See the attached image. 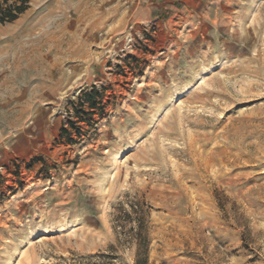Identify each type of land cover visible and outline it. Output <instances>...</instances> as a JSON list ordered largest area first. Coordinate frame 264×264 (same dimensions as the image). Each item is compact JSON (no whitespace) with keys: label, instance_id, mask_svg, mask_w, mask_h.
Instances as JSON below:
<instances>
[{"label":"rangeland","instance_id":"rangeland-1","mask_svg":"<svg viewBox=\"0 0 264 264\" xmlns=\"http://www.w3.org/2000/svg\"><path fill=\"white\" fill-rule=\"evenodd\" d=\"M150 1L97 35L88 72L34 23L81 7L27 0L0 23V264H134L136 220L148 264H264V0Z\"/></svg>","mask_w":264,"mask_h":264},{"label":"crops","instance_id":"crops-1","mask_svg":"<svg viewBox=\"0 0 264 264\" xmlns=\"http://www.w3.org/2000/svg\"><path fill=\"white\" fill-rule=\"evenodd\" d=\"M74 6H79L80 13L73 10L72 17L67 21H57L50 17L49 20L43 17L37 18L34 23L42 26L41 31H46L53 25H60L61 33L58 40L67 45L65 51H70L71 61L78 63L73 66L74 72L84 70L85 72L93 67L95 62L91 48L94 53H101L106 39L99 38L97 35L106 30L107 35L121 32L129 19H145L147 17L148 5L152 4L149 0H66ZM45 0H34V4H40ZM68 5V4H67ZM96 6L97 8H93ZM44 27V28H43ZM65 32H71L69 38ZM72 42V44H70ZM72 45V47H71ZM78 70V71H77ZM76 75V73H75Z\"/></svg>","mask_w":264,"mask_h":264},{"label":"trees","instance_id":"trees-1","mask_svg":"<svg viewBox=\"0 0 264 264\" xmlns=\"http://www.w3.org/2000/svg\"><path fill=\"white\" fill-rule=\"evenodd\" d=\"M7 1V0H4ZM27 0H16L6 7L0 8V23L11 22L15 20L18 14L24 12L27 9ZM101 93L96 86L92 85L88 89H81L76 97V102L71 101L74 114L64 125L60 127L59 137L65 138L67 142H72L71 131L74 130L77 135H80L79 122H88L90 115H93L96 108L100 105ZM129 213H126L128 215ZM143 221L136 220V227H130L128 232V238L136 242V254L134 264H148V252H147V240L143 239L142 234ZM144 244V247L142 245ZM109 258L110 255H109Z\"/></svg>","mask_w":264,"mask_h":264},{"label":"built area","instance_id":"built-area-1","mask_svg":"<svg viewBox=\"0 0 264 264\" xmlns=\"http://www.w3.org/2000/svg\"><path fill=\"white\" fill-rule=\"evenodd\" d=\"M124 40H123V44L122 47L120 49V51L123 52H129L133 49L134 45H135V41L132 35V29L131 27H129L127 29V31L125 32L124 36H123Z\"/></svg>","mask_w":264,"mask_h":264},{"label":"bare ground","instance_id":"bare-ground-1","mask_svg":"<svg viewBox=\"0 0 264 264\" xmlns=\"http://www.w3.org/2000/svg\"><path fill=\"white\" fill-rule=\"evenodd\" d=\"M208 162V161H207Z\"/></svg>","mask_w":264,"mask_h":264}]
</instances>
